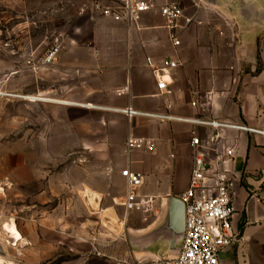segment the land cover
<instances>
[{
    "label": "crops",
    "instance_id": "obj_1",
    "mask_svg": "<svg viewBox=\"0 0 264 264\" xmlns=\"http://www.w3.org/2000/svg\"><path fill=\"white\" fill-rule=\"evenodd\" d=\"M168 1L178 2L184 12L175 30L165 26L160 14V7ZM172 33L179 46L173 44ZM70 50L73 59L68 57L66 61L64 56V68L75 70L70 64L73 60L72 65L79 66L83 76L91 77L90 82L84 80L83 94H73L74 102L90 104L80 107L104 113L102 120L78 127L101 147L96 164L110 169L96 172L97 178L104 180V188H88V194L80 192L79 202L87 199L97 219L83 221L80 217L78 224L74 222L79 228L74 232L78 240L74 237L72 242L65 234L71 224H61L59 204L53 208L41 204L42 210H48L38 212L36 220L27 224L30 237L26 254L31 264H50L61 257L60 245L74 243L81 251L83 237L100 244L107 243L106 239L114 243L125 236L123 228L117 240L113 238L107 226L111 220L104 214L114 210L118 216L120 210L125 211L128 184L121 172L126 168L144 176L138 193L153 198L154 205L159 197L167 196L159 202L165 212L167 199L189 187L199 152L210 171L227 175L235 224L241 233L239 242L221 254V264H264V136L184 121H216L264 130V0H157L152 11L131 25L98 18L91 43L72 45ZM168 59L178 66L164 77L167 88L160 91L148 60L161 66ZM126 87L128 91L119 94ZM129 107L174 119L142 115L129 119L122 113ZM193 133L200 139V148L191 145ZM129 136L154 140L156 150L127 154ZM178 179L183 182L180 189H174ZM29 208L33 213L38 206ZM123 215L118 218L120 225L126 226V212ZM126 242L129 256L128 239ZM112 248L105 251L114 253ZM140 255L145 259L161 256Z\"/></svg>",
    "mask_w": 264,
    "mask_h": 264
},
{
    "label": "rangeland",
    "instance_id": "obj_2",
    "mask_svg": "<svg viewBox=\"0 0 264 264\" xmlns=\"http://www.w3.org/2000/svg\"><path fill=\"white\" fill-rule=\"evenodd\" d=\"M97 1L0 0V242L7 254L6 258L0 256V264L32 263L26 254L30 237L27 224L36 220L38 212L48 210H42V205L53 208L59 204L60 222L71 224L65 234L71 236L72 242L74 237L79 238L74 233L79 229L74 222L78 224L80 217L83 221L97 217L87 199L79 202L80 192L88 194V188H104L105 182L97 178L96 172L110 167L96 164L95 156L101 147H96V139L84 135L78 126L102 120L104 113L84 108L90 104L74 102L91 77L83 76L79 66L72 65L73 60L70 64L75 70L64 68L62 59H73L72 45L91 43L97 19L107 18L94 8ZM57 44V61L44 66L43 58ZM77 86L80 89L76 90ZM177 182L172 185L174 189H180L183 180ZM166 197H159V202ZM157 202L151 211L126 215V226H121L118 218L125 214L123 209L118 216L114 210L107 212L104 216L111 220L107 226L113 238L123 228L124 237L100 244L83 237L81 251L74 243L60 245L62 256L50 264H131L145 259L129 240L161 224L165 212ZM32 204L38 206L33 213L28 209ZM13 224L22 236L18 241L9 230ZM109 246L114 253L105 251Z\"/></svg>",
    "mask_w": 264,
    "mask_h": 264
},
{
    "label": "built area",
    "instance_id": "obj_3",
    "mask_svg": "<svg viewBox=\"0 0 264 264\" xmlns=\"http://www.w3.org/2000/svg\"><path fill=\"white\" fill-rule=\"evenodd\" d=\"M156 2L157 0H98L94 8L115 22L124 21L131 25L137 22L142 14L152 11ZM160 14L165 26L171 30L177 28L178 22L184 16L183 8L175 1L163 4L160 7ZM171 39L175 46L180 45L174 33L171 34ZM59 53L60 45L57 44L48 50L42 64L44 66L54 64ZM148 64L157 79L158 89L164 91L167 88L164 77L169 71L177 68L178 63L168 59L163 61L161 66L155 65L151 60H148ZM127 91L126 87L119 91V94ZM122 113L129 119L137 115L160 120L174 119L167 115L139 113L130 107L122 110ZM184 121L215 129L226 128L264 136V130L246 126L216 121ZM191 145L195 149L201 147L200 139L195 133L192 135ZM126 149L128 152H154L156 143L151 139L129 136ZM231 154L232 151H228V155ZM121 175L128 184V191L123 201L126 215L135 211H151L154 207V199L138 193L144 184V176L128 168L124 169ZM178 198L184 204L185 213V230L178 254L158 256L152 259H136L131 264H221L220 257L224 250L239 242L241 233L235 224L236 211L227 175L218 170L210 171L201 152L197 153L194 158L189 187Z\"/></svg>",
    "mask_w": 264,
    "mask_h": 264
},
{
    "label": "water",
    "instance_id": "obj_4",
    "mask_svg": "<svg viewBox=\"0 0 264 264\" xmlns=\"http://www.w3.org/2000/svg\"><path fill=\"white\" fill-rule=\"evenodd\" d=\"M185 230L184 204L177 197H170L161 224L140 236L130 239V245L137 246L140 253H154L161 256H175L181 246ZM0 256L7 254L0 242Z\"/></svg>",
    "mask_w": 264,
    "mask_h": 264
},
{
    "label": "bare ground",
    "instance_id": "obj_5",
    "mask_svg": "<svg viewBox=\"0 0 264 264\" xmlns=\"http://www.w3.org/2000/svg\"><path fill=\"white\" fill-rule=\"evenodd\" d=\"M53 101V100H52ZM65 104H71V105H76V106H83L81 104H76V103H69V102H63ZM93 194V193H92ZM9 230L11 231V233L13 234V238L16 239L17 241L22 239L21 234L16 230L14 224L9 227Z\"/></svg>",
    "mask_w": 264,
    "mask_h": 264
},
{
    "label": "trees",
    "instance_id": "obj_6",
    "mask_svg": "<svg viewBox=\"0 0 264 264\" xmlns=\"http://www.w3.org/2000/svg\"><path fill=\"white\" fill-rule=\"evenodd\" d=\"M242 231V230H241Z\"/></svg>",
    "mask_w": 264,
    "mask_h": 264
}]
</instances>
